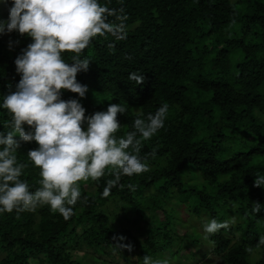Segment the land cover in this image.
Listing matches in <instances>:
<instances>
[{
    "label": "trees",
    "instance_id": "obj_1",
    "mask_svg": "<svg viewBox=\"0 0 264 264\" xmlns=\"http://www.w3.org/2000/svg\"><path fill=\"white\" fill-rule=\"evenodd\" d=\"M99 2L124 8L127 37L93 38L81 54L89 69L77 75L88 87L85 97L64 90L61 98L79 100L86 117L112 103L125 106L117 138L167 103L164 127L142 140L139 155L149 170L122 176L124 187L107 198V171L98 181H81L68 220L49 205L0 213V264H121L118 255L123 264H143L145 256L171 264H264V245L255 247L264 236V186H255L264 176V0ZM14 36V52L0 44V104L16 91L15 60L33 42L18 30ZM132 72L145 76L142 85L128 79ZM10 119L0 107V133L11 130ZM16 139L18 162L27 165L21 179L35 191L40 170L27 153L39 145ZM212 218L235 223L206 240L203 224ZM121 243L132 251L115 246ZM81 249L87 252L79 255ZM211 253L215 259L205 262Z\"/></svg>",
    "mask_w": 264,
    "mask_h": 264
},
{
    "label": "clouds",
    "instance_id": "obj_2",
    "mask_svg": "<svg viewBox=\"0 0 264 264\" xmlns=\"http://www.w3.org/2000/svg\"><path fill=\"white\" fill-rule=\"evenodd\" d=\"M109 17H115L117 22H110ZM127 19L123 7L109 8L99 0H12L9 18L0 21V34L18 30L33 42L15 60L17 72L21 74L16 91L5 96L0 104L11 116L7 125L11 130L6 135L0 133V213L35 211L49 205L53 212L68 220L81 199V181H98L107 171L113 177L103 189L102 195L107 198L114 187H124L120 184L122 176L131 177L149 170L139 155L142 140H149L164 127L167 103L146 120L136 118L134 131L117 138L115 134L121 127L118 114L127 111L125 106L112 103L106 111L86 117V109L79 100L61 98L64 90L85 97L88 87L78 82L77 75L89 69L91 60L81 58V54L97 36L111 34L116 40L126 39ZM14 43L18 41H10L9 47ZM65 53L73 54L71 62L65 60ZM128 79L142 85L145 76L132 72ZM25 125L32 131H26ZM17 136L39 145L27 153L28 159L40 170V187L35 191L21 179L27 165L18 162ZM256 177L255 186H264V176ZM128 187L134 190L133 185ZM84 199L86 202L87 198ZM260 210L258 202L252 204L253 213ZM234 223V218L224 222L215 218L206 220L204 239ZM262 245L264 236L255 247ZM115 246L132 251L131 244ZM245 251L251 254L254 248L248 246ZM143 264L171 262L145 256Z\"/></svg>",
    "mask_w": 264,
    "mask_h": 264
},
{
    "label": "rangeland",
    "instance_id": "obj_3",
    "mask_svg": "<svg viewBox=\"0 0 264 264\" xmlns=\"http://www.w3.org/2000/svg\"><path fill=\"white\" fill-rule=\"evenodd\" d=\"M12 7V0H0V8H1V17L0 21H6L9 18V9ZM10 41L16 42L15 36H14V31L12 33H5V34H0V44L3 43L5 44L12 52L15 50V45L16 43L13 44L12 48L9 47ZM203 249H211L210 246L206 245L203 247ZM87 252L86 249H81L79 255H83ZM1 258V256H0ZM116 261L123 264L125 262V259H122L119 255L116 257ZM210 259H215L214 254H209L208 257L205 259V262H208ZM181 264H200L196 263L195 261L192 260H185L184 258H181L180 260Z\"/></svg>",
    "mask_w": 264,
    "mask_h": 264
}]
</instances>
